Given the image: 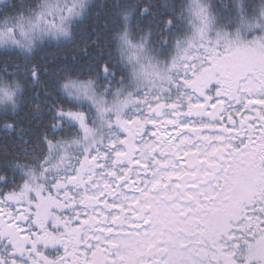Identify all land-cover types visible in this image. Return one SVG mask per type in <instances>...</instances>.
I'll return each instance as SVG.
<instances>
[{"label": "snow or ice", "instance_id": "obj_1", "mask_svg": "<svg viewBox=\"0 0 264 264\" xmlns=\"http://www.w3.org/2000/svg\"><path fill=\"white\" fill-rule=\"evenodd\" d=\"M91 7L0 0V264H264V0Z\"/></svg>", "mask_w": 264, "mask_h": 264}, {"label": "trees", "instance_id": "obj_2", "mask_svg": "<svg viewBox=\"0 0 264 264\" xmlns=\"http://www.w3.org/2000/svg\"><path fill=\"white\" fill-rule=\"evenodd\" d=\"M118 2V0H89V3L92 5L90 12V17L85 21L84 25V36L91 37L94 36L93 28H96L97 31H100L102 25L104 24L106 19L112 18V13L110 9L107 7L114 3ZM71 56L70 46H66L60 51L56 52L54 55L58 58L59 62H63V57L65 55Z\"/></svg>", "mask_w": 264, "mask_h": 264}]
</instances>
